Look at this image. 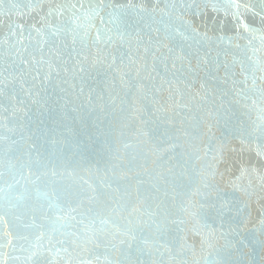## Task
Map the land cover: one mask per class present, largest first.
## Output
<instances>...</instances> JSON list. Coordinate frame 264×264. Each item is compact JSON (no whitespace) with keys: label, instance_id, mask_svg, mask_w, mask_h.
I'll return each mask as SVG.
<instances>
[{"label":"water","instance_id":"obj_1","mask_svg":"<svg viewBox=\"0 0 264 264\" xmlns=\"http://www.w3.org/2000/svg\"><path fill=\"white\" fill-rule=\"evenodd\" d=\"M0 264H264V0H0Z\"/></svg>","mask_w":264,"mask_h":264}]
</instances>
